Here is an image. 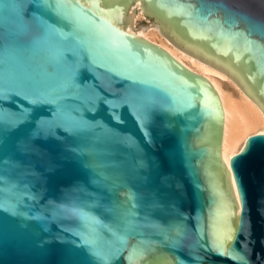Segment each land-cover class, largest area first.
I'll return each mask as SVG.
<instances>
[{
  "label": "water",
  "instance_id": "1",
  "mask_svg": "<svg viewBox=\"0 0 264 264\" xmlns=\"http://www.w3.org/2000/svg\"><path fill=\"white\" fill-rule=\"evenodd\" d=\"M264 116V0H0V264H264V133L220 156L206 76Z\"/></svg>",
  "mask_w": 264,
  "mask_h": 264
},
{
  "label": "bare ground",
  "instance_id": "2",
  "mask_svg": "<svg viewBox=\"0 0 264 264\" xmlns=\"http://www.w3.org/2000/svg\"><path fill=\"white\" fill-rule=\"evenodd\" d=\"M147 20L138 2V13H133L128 31L148 42L161 45V48L176 57V60L193 73L206 76L218 96L223 112L220 156L224 170L228 171V161L243 146L246 138L264 133V116L253 95L242 90L241 78L225 73V67L211 65V59L203 58L195 52L171 42L165 29L158 24H142Z\"/></svg>",
  "mask_w": 264,
  "mask_h": 264
},
{
  "label": "rangeland",
  "instance_id": "3",
  "mask_svg": "<svg viewBox=\"0 0 264 264\" xmlns=\"http://www.w3.org/2000/svg\"><path fill=\"white\" fill-rule=\"evenodd\" d=\"M150 23V21H148V20H143V22H142V24L144 25V24H149Z\"/></svg>",
  "mask_w": 264,
  "mask_h": 264
}]
</instances>
